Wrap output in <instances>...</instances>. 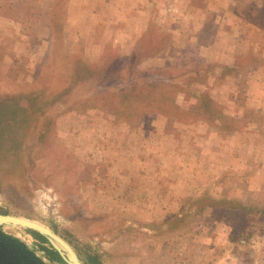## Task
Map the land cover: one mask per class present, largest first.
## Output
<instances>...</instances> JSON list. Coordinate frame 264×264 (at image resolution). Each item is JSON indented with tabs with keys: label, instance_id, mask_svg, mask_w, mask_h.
I'll use <instances>...</instances> for the list:
<instances>
[{
	"label": "rangeland",
	"instance_id": "1",
	"mask_svg": "<svg viewBox=\"0 0 264 264\" xmlns=\"http://www.w3.org/2000/svg\"><path fill=\"white\" fill-rule=\"evenodd\" d=\"M248 93L264 0H0V212L86 264H264Z\"/></svg>",
	"mask_w": 264,
	"mask_h": 264
},
{
	"label": "crops",
	"instance_id": "2",
	"mask_svg": "<svg viewBox=\"0 0 264 264\" xmlns=\"http://www.w3.org/2000/svg\"><path fill=\"white\" fill-rule=\"evenodd\" d=\"M249 93H248V96H247V110L249 107L250 111L252 113V115H249L247 116V114L245 112H239V116H240V119L244 120V121H240L244 126L247 125V124H253V125H264V106L262 107V105L260 104V102L258 103H252L250 102L248 99H249ZM262 108V109H261ZM248 112V113H249ZM246 128V127H245ZM245 132H247L245 135H242L240 140H241V148H246V137L247 135H255V131H253V129H245ZM264 132V131H263ZM264 136V133L261 135V137ZM264 138H261V141L263 140ZM222 143H228V141H224ZM250 148V157H251V160L252 161H255L256 163H254L255 165H253L250 161V163H248V165H245V166H242L241 163H240V156H238L239 154V149H235V153H231V151H229L227 154L228 155H232V156H237V168L236 169H232V173H235L237 175L238 178L242 179L243 181H245L244 179L246 178V175L247 174H252L253 172L257 173L258 174V178L257 180L259 181V186H256V185H253V184H256V183H251L250 182L248 183V188L250 189H254V190H264V187L262 186V182L264 180V141L263 143H257L255 144L254 143V147L252 145H249L248 146ZM259 150V151H257ZM263 151V152H261ZM241 152H244V151H241ZM260 155L262 158L261 159H257L256 157ZM259 156V158H260ZM230 157V156H229ZM240 163V164H239ZM245 164V161L244 163ZM249 167H253V171L250 170ZM254 181V180H253ZM215 188V187H214ZM264 203V202H263ZM45 261H47L49 264L52 263V261L55 262V260H50L49 258L45 259Z\"/></svg>",
	"mask_w": 264,
	"mask_h": 264
},
{
	"label": "trees",
	"instance_id": "3",
	"mask_svg": "<svg viewBox=\"0 0 264 264\" xmlns=\"http://www.w3.org/2000/svg\"><path fill=\"white\" fill-rule=\"evenodd\" d=\"M31 234L41 242L47 239L35 230L28 229ZM50 260L63 262L59 253L50 245L41 246ZM0 264H49L41 258L33 248L19 237L4 231L0 227ZM88 264V263H87ZM89 264H96L94 261Z\"/></svg>",
	"mask_w": 264,
	"mask_h": 264
},
{
	"label": "water",
	"instance_id": "4",
	"mask_svg": "<svg viewBox=\"0 0 264 264\" xmlns=\"http://www.w3.org/2000/svg\"><path fill=\"white\" fill-rule=\"evenodd\" d=\"M7 224L19 225L29 230H35L41 235H43L47 239L50 246L53 247L59 253L60 257L63 260V262L56 261L52 262L51 264H86L77 256L73 248L62 237H60L57 233H55L51 228L47 227L46 225L26 217L0 212V227L3 229V225ZM13 235L19 237L27 245L33 248L37 253V249L34 248L31 243L27 242L16 234ZM37 255L44 259V257H42L40 254L37 253Z\"/></svg>",
	"mask_w": 264,
	"mask_h": 264
},
{
	"label": "bare ground",
	"instance_id": "5",
	"mask_svg": "<svg viewBox=\"0 0 264 264\" xmlns=\"http://www.w3.org/2000/svg\"><path fill=\"white\" fill-rule=\"evenodd\" d=\"M11 227H12V226H11ZM5 228H7V227H5ZM5 230H7V229H5ZM10 230H11V229H10ZM12 230H13V229H12ZM12 230H11V231H12ZM8 231H9V230H8Z\"/></svg>",
	"mask_w": 264,
	"mask_h": 264
}]
</instances>
